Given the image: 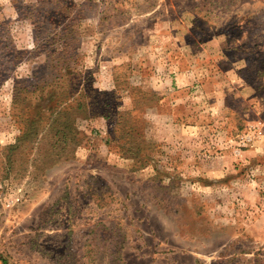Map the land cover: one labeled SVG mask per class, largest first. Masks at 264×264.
<instances>
[{"label": "rangeland", "instance_id": "1", "mask_svg": "<svg viewBox=\"0 0 264 264\" xmlns=\"http://www.w3.org/2000/svg\"><path fill=\"white\" fill-rule=\"evenodd\" d=\"M0 257L264 264V0H0Z\"/></svg>", "mask_w": 264, "mask_h": 264}, {"label": "trees", "instance_id": "2", "mask_svg": "<svg viewBox=\"0 0 264 264\" xmlns=\"http://www.w3.org/2000/svg\"><path fill=\"white\" fill-rule=\"evenodd\" d=\"M0 259H1V261H2L3 264H8V261H7V259L5 257H0Z\"/></svg>", "mask_w": 264, "mask_h": 264}, {"label": "crops", "instance_id": "3", "mask_svg": "<svg viewBox=\"0 0 264 264\" xmlns=\"http://www.w3.org/2000/svg\"><path fill=\"white\" fill-rule=\"evenodd\" d=\"M179 64L178 65H180V62H179V60L177 61ZM179 68H180V66H179ZM181 69V68H180Z\"/></svg>", "mask_w": 264, "mask_h": 264}]
</instances>
